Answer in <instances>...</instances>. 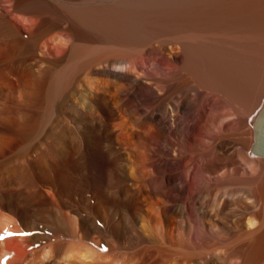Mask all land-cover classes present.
<instances>
[{"label": "bare ground", "instance_id": "1", "mask_svg": "<svg viewBox=\"0 0 264 264\" xmlns=\"http://www.w3.org/2000/svg\"><path fill=\"white\" fill-rule=\"evenodd\" d=\"M2 2L0 264H264V0Z\"/></svg>", "mask_w": 264, "mask_h": 264}, {"label": "rangeland", "instance_id": "2", "mask_svg": "<svg viewBox=\"0 0 264 264\" xmlns=\"http://www.w3.org/2000/svg\"><path fill=\"white\" fill-rule=\"evenodd\" d=\"M1 2L2 0H0V7L8 4H3L4 2L1 4ZM6 7H8V5L4 6V8ZM0 29V43L2 42L1 45L3 44L2 47L0 46L1 72L4 65H12L14 62L24 59L26 53L18 54L19 51L17 52L11 45L12 41L15 39L4 33L2 28ZM26 58H28V56ZM43 65H46V62L45 64L43 63ZM6 89L7 88H5V90H0V158L2 156H10L13 152H18L20 148L23 149L32 145L38 135V103L30 100L18 101L13 91ZM80 172V174H84L85 170L83 169ZM107 253L109 252H103L102 255H106V260L108 259V262H111L113 258L114 261L118 258L115 254L112 255L109 253V255H107Z\"/></svg>", "mask_w": 264, "mask_h": 264}, {"label": "water", "instance_id": "3", "mask_svg": "<svg viewBox=\"0 0 264 264\" xmlns=\"http://www.w3.org/2000/svg\"><path fill=\"white\" fill-rule=\"evenodd\" d=\"M254 141L251 151L259 156H264V100L257 110L254 120Z\"/></svg>", "mask_w": 264, "mask_h": 264}]
</instances>
